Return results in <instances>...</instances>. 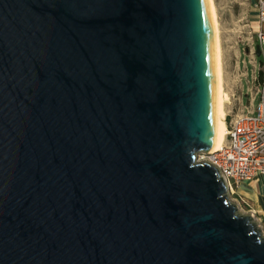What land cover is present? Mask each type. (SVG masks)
I'll list each match as a JSON object with an SVG mask.
<instances>
[{"label":"water","instance_id":"1","mask_svg":"<svg viewBox=\"0 0 264 264\" xmlns=\"http://www.w3.org/2000/svg\"><path fill=\"white\" fill-rule=\"evenodd\" d=\"M215 115L205 0H0V264H264Z\"/></svg>","mask_w":264,"mask_h":264},{"label":"built area","instance_id":"2","mask_svg":"<svg viewBox=\"0 0 264 264\" xmlns=\"http://www.w3.org/2000/svg\"><path fill=\"white\" fill-rule=\"evenodd\" d=\"M254 8L257 17L256 30L249 33L246 45L251 49L253 43H256L261 56L260 70H263L264 0H255ZM250 63L254 68L256 67L253 59ZM248 96L253 98L257 96L258 103L255 110L245 111L231 118L226 127L223 150L210 155L211 160H207L220 172L227 185L228 195L230 190L229 197L231 196L232 199L235 188L240 182L264 175V82H260L256 76L252 79V85L248 86ZM235 201L234 203L240 207ZM248 214H252L256 219L255 214L250 210Z\"/></svg>","mask_w":264,"mask_h":264},{"label":"crops","instance_id":"3","mask_svg":"<svg viewBox=\"0 0 264 264\" xmlns=\"http://www.w3.org/2000/svg\"><path fill=\"white\" fill-rule=\"evenodd\" d=\"M254 5L255 0L249 11L248 27L243 30L244 35L232 36V40H220L223 88L226 87V91L225 89L224 91L229 96V101L224 108L226 127L234 115H240L245 111L253 112L258 103L257 96L254 98L248 96V80H246V89L243 87L246 71L242 69V63L245 66L244 58H248L249 63L252 59L256 63V43H253L251 49L246 45L249 33L256 30L257 17ZM229 37L231 36L229 35ZM255 68L253 69L254 74H256ZM259 73L260 75L256 77L260 82H264V69L260 70ZM235 194L255 214L258 223L264 231V175H258L250 181L240 182L235 188Z\"/></svg>","mask_w":264,"mask_h":264},{"label":"rangeland","instance_id":"4","mask_svg":"<svg viewBox=\"0 0 264 264\" xmlns=\"http://www.w3.org/2000/svg\"><path fill=\"white\" fill-rule=\"evenodd\" d=\"M215 12L217 16V22H218V28H219V40L229 39L232 40V36H243L244 35V28H247V20L249 16V11L252 8V5L254 3V0H213ZM229 35L231 37H229ZM226 37V38H225ZM256 60V68L255 73L253 72V66L251 63H249L248 58H244L245 66L242 63V69H245L246 71V79H244V89H246L247 86L252 85V79L255 76H259L260 73V62H261V56L255 55ZM246 80L247 86H246ZM226 91V87L223 88ZM228 103V102H227ZM225 108V106H224ZM204 154L198 155V160L200 162H203L206 156H203ZM233 199H235L240 207L239 209L243 213H248L249 209L240 201V199L236 196V194L233 196ZM234 200V201H235ZM235 201V202H236ZM236 204V203H235Z\"/></svg>","mask_w":264,"mask_h":264},{"label":"bare ground","instance_id":"5","mask_svg":"<svg viewBox=\"0 0 264 264\" xmlns=\"http://www.w3.org/2000/svg\"><path fill=\"white\" fill-rule=\"evenodd\" d=\"M208 17L211 26V35H212V46H213V57H214V82H215V133L212 140L211 146L206 153L204 161L211 160L210 155L219 153L223 150L226 136V125H225V104L229 101L228 94L223 89V79H222V62H221V48L219 40V28L217 22V16L215 12V7L213 0H205ZM198 154V155H199ZM197 155V160H198ZM198 162H200L198 160ZM230 195V190H229ZM231 202L234 203V200L230 196ZM240 206V205H239ZM241 212V210H240Z\"/></svg>","mask_w":264,"mask_h":264}]
</instances>
